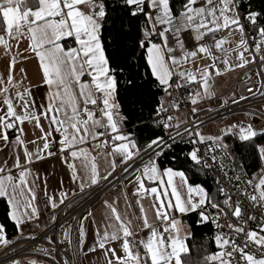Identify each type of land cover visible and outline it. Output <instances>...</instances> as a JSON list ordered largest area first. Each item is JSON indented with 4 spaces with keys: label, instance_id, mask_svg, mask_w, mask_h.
I'll list each match as a JSON object with an SVG mask.
<instances>
[{
    "label": "snow or ice",
    "instance_id": "obj_1",
    "mask_svg": "<svg viewBox=\"0 0 264 264\" xmlns=\"http://www.w3.org/2000/svg\"><path fill=\"white\" fill-rule=\"evenodd\" d=\"M120 3L129 18L140 20L135 46L143 51L154 87L162 93L152 109L153 123L165 133L174 131L175 136L169 135V139L187 136L192 147L185 158L198 171L215 169L224 179L217 175L215 192L210 193L202 184L189 183L183 170L168 167L161 171L156 158L169 146L164 137L154 136L141 149L134 135L124 131L126 117L117 100V69L111 66L103 41L107 0H0V49L10 57L6 74L0 73V198L7 203L8 219L20 233L31 222L40 227L35 191L38 177L32 168L35 162L57 154L66 160L65 153L72 161L80 160V169L74 162L66 163L71 179L78 181L83 191L86 185L106 180L115 171L117 159L124 164L140 157L143 151L148 162L142 165V171L136 169L140 174L135 176L132 196L139 209L133 213L135 229L147 230L146 236L137 240L132 219L121 217L115 201H104L110 210V216L105 217L108 223L103 230L96 226L88 252L101 250L103 264H193L184 259L190 255L186 238L191 233L176 214L194 213L195 223L211 224L216 229L211 238L216 250L198 251L194 264H264V143L256 142L264 137V127L241 120L226 124L216 134H205L201 121L189 125L187 119L176 115L184 103H190L194 116L200 110L196 105L215 95L212 85L216 77L253 63L257 57L264 64L261 11L249 7L242 13L243 0H176L178 7H174L173 0ZM236 35L239 38L233 40ZM68 40L72 43L66 45L64 41ZM21 41L27 42V50L37 58L41 83L46 86L39 103L32 92L34 86L24 85L14 75L17 59L12 49L15 45L18 50ZM181 91L184 97L179 95ZM253 115L259 118L264 113ZM42 119L45 124H41ZM26 122L33 126V135L39 130L40 136L26 141ZM10 131L17 133L13 139ZM54 133L59 134L58 138ZM228 137L252 149L256 171L249 174L237 162L226 142ZM89 138L96 142V149L110 148L104 153L111 158L106 175L101 176L96 157L79 147ZM28 144L34 147L29 149ZM146 181L155 186L146 185ZM44 195L45 208L53 212L50 222H55L54 212L64 203L66 194L60 192L64 199L59 201L47 191ZM124 198L127 200V194ZM145 198H150L148 210L142 203ZM245 202L259 212V218L249 212ZM252 223L255 227L250 226ZM45 239L52 243V237L45 235ZM12 243L0 224V246ZM61 243L72 247L68 231H64ZM75 243L84 254L83 221ZM42 251L50 255L48 249ZM51 258L55 260V256ZM9 264L22 261L12 259ZM27 264L39 261L32 259ZM63 264L74 262L64 259Z\"/></svg>",
    "mask_w": 264,
    "mask_h": 264
},
{
    "label": "trees",
    "instance_id": "obj_2",
    "mask_svg": "<svg viewBox=\"0 0 264 264\" xmlns=\"http://www.w3.org/2000/svg\"><path fill=\"white\" fill-rule=\"evenodd\" d=\"M107 3L108 17L103 29V41L110 64L117 69L119 81L117 100L121 105V114L126 117L123 129L132 133L143 149L145 143L154 136L167 134L162 127L153 123L155 117L152 115V109L162 93L154 87V81L142 58L143 51L135 46L140 20L129 18L120 0H107ZM173 3L174 7H178L176 0H173ZM249 7L261 11V23H264V0H249L242 4V13ZM121 69L123 71H120ZM128 81H131V84ZM226 142L236 155L237 162L243 164L249 174L257 170L258 164L252 156L251 148L232 137H228ZM256 142L264 143V137L257 138ZM191 147L188 139L172 144L157 159L158 167L160 170L168 167L183 170L189 178V183L202 184L210 193H214L215 176L208 170L198 171L192 166L191 161L185 158V153L190 151ZM196 219L194 213L183 217L191 233L188 239L190 255L184 259L190 260L193 264L197 260L198 251L202 254L205 250L208 253L216 250L211 239L216 232L214 227L211 224H197ZM0 222L5 226L8 239L17 235L14 224L7 217V203L4 199H0Z\"/></svg>",
    "mask_w": 264,
    "mask_h": 264
},
{
    "label": "crops",
    "instance_id": "obj_3",
    "mask_svg": "<svg viewBox=\"0 0 264 264\" xmlns=\"http://www.w3.org/2000/svg\"><path fill=\"white\" fill-rule=\"evenodd\" d=\"M238 35L232 37L233 40L238 39ZM66 45L71 44L72 41H64ZM229 45H225V47H228ZM12 55L16 56L17 63L15 65V71L14 75L16 79L23 80L24 85H32V92L33 95L36 97L37 102L39 103L45 93H46V86H44L41 83V71L39 68V63L37 58L34 56V54L27 50V42L21 41L19 45V49L17 50L16 46H13L12 49ZM10 57L5 55L3 50L0 49V73L6 74L7 72V65L9 62ZM200 63H207V61H200ZM246 66V65H245ZM244 66V67H245ZM242 68H236L230 72H227L223 74L222 76L216 77L214 79V83L212 85V90L215 93L214 96H212L210 99H204L200 103L197 104V108L200 109V112H207L209 109H213L214 103L212 101L213 98L218 96L219 94L223 93L226 89H228L237 76L240 74V72L244 69ZM23 68L24 72H20V69ZM83 79L87 80L88 77L85 76ZM246 120L247 116L243 115ZM182 119V117H180ZM41 124H45V121L42 119ZM226 125V124H225ZM224 124H221V122H218L216 125V128H221L225 126ZM24 129L26 132V136L24 139L26 141H31L35 139V137L40 136L39 130L35 131V135H33V126L31 124H28L27 122L24 125ZM217 133V132H216ZM215 132H212L210 134H216ZM17 133H13L12 131L9 132L10 139H13L14 136ZM54 135L58 138V133H54ZM101 140L102 137H100ZM37 143H40L37 141ZM96 142L92 141L91 138H89L88 142L84 145H79V147L87 148L89 153L92 156L96 157V163L98 165L99 172L101 176L106 175V169L110 170L108 160L111 158H106L104 153L101 152L103 148L96 149L94 147V144ZM29 149H32L34 146L32 144H28ZM110 150V149H109ZM22 151V149L20 150ZM3 157V153H0V158ZM66 160L68 162H74L76 164V167L78 169L81 168V161L76 160L72 161L70 157H67V153H65ZM66 160H62L59 155H54L51 157H47L42 161L35 162L32 165V168L34 169V175L38 177L36 180L37 187L35 189L36 195H37V201L36 204L38 205L41 216L39 219V225L40 227H36V222H31L23 227V233L17 232V235L10 239L13 242H17L22 239H27L30 236H36L39 233L43 232L49 225V221L45 217V211L42 205V202H46V197L44 195L45 191H47L49 194H54L57 201L60 199H64V197H60L59 193L64 192L66 194V199H64V203L60 204L59 207L55 210L54 214L57 215L61 212L63 206L71 201L78 193L81 192L79 187V182H74L71 179V171L67 167ZM116 162L120 163V160L117 159ZM158 164V163H157ZM15 171V170H14ZM142 171V170H141ZM163 171V170H161ZM140 172L136 173L128 182L129 188L127 192V200H125V194L124 191L121 188H116L112 192H110L107 196L103 197L99 201H97L93 207H92V215L87 217V219H83V227L85 230V245L83 248L82 254L76 247L75 243V249L78 256L79 264H103V260L101 258V250L97 249L95 252H88L87 249L90 246H93V242L95 239V228L96 226H99L101 230H103V225L108 223V221L105 219V217L110 216V210L105 206L104 201H108L109 203L115 201L116 208L123 218L125 215L132 219L133 222V229L136 233L135 238L139 240L141 237H145L147 234V230L139 231L135 229L136 220L133 219V213H138L139 209L135 205V198L132 196V193L134 191V184H135V176L139 175ZM31 182V181H30ZM176 182H179V178H176ZM146 185L155 186L152 185L151 182L146 181ZM93 186V185H91ZM89 185H86L84 189L91 187ZM3 199V198H0ZM149 200L150 198H145L142 203L144 204V207L146 210L149 209ZM128 205H131V207H128ZM51 213L53 214L52 210ZM190 214V213H188ZM185 214L181 216L180 214H176L184 223L185 227L187 228L188 232H190V229L188 225L183 221V217L188 215ZM149 218L152 217V212L148 211ZM81 221L78 224L77 227V235H78V228L81 225ZM13 223V222H12ZM1 224V222H0ZM191 235H188L186 238V243L188 245V239ZM77 238V237H76ZM76 241V240H75ZM5 247L0 246V252ZM35 259L39 261V264H48L45 261L41 263L40 259L38 257H27L20 259L22 261V264H27L28 260ZM45 262V263H44ZM51 264V263H50Z\"/></svg>",
    "mask_w": 264,
    "mask_h": 264
},
{
    "label": "built area",
    "instance_id": "obj_4",
    "mask_svg": "<svg viewBox=\"0 0 264 264\" xmlns=\"http://www.w3.org/2000/svg\"><path fill=\"white\" fill-rule=\"evenodd\" d=\"M248 1L249 0H243V4L247 3ZM263 68L264 64L261 63L258 57L255 62L246 65L237 76L233 84L223 93L212 99L214 107L211 111H198L193 116L190 113V108L192 107L191 104L184 103L179 112L176 113V115L182 117V120L187 119L189 125H191L195 121H201V129L216 120L224 119L233 115H246L248 119L247 122L252 121L258 128L264 127V115L260 116L259 118L253 115L254 113H264V95H262V93H264ZM248 89H252V93H249ZM257 89H259V91H257ZM179 95L181 97L185 96L182 91L179 93ZM242 96L245 98L241 99ZM225 100H227V104L223 103ZM233 101H235V103H233ZM12 132L15 133L14 131ZM169 135L174 137L175 132L169 130V133L163 136L164 139L168 142L169 146L163 148L162 153L167 150L172 144H175L181 140L188 139L187 136H183L182 138L177 137L175 139H169ZM102 139H104V137H102ZM200 147L201 152H203L204 147ZM109 149H102L101 152L104 153ZM158 158L159 157L156 158V163ZM147 162L148 156L144 155L143 151H141L140 157H137L134 160H130L127 163L122 164L116 162L115 171H113L106 180L101 179L96 185L84 189L83 191L78 193L71 201L67 202L63 206L61 212L57 215V219L55 222H50V216L52 215L51 209H46V202L43 201L42 205L45 211V217L49 221L48 227L43 232L36 235V239H22L17 242H13L8 247H5L0 252V264H9L12 259L20 260L22 258H27L30 256L42 258L46 261L55 263L52 259L46 257L44 252L42 251L43 249H52L53 247L57 249L56 252L59 254L60 264H63L64 259H68L70 262H72L69 252H66L62 248L64 246H67V243H61V240H63L64 231H68L70 233L71 239L73 241L72 247L69 248V251L71 253L74 250L75 246L78 224L81 220L84 219V217H89L88 213H92L93 205L116 188H121L124 193L127 194L129 188V180L136 173H138L136 169L140 168L142 170V165ZM227 163L228 161L225 160V164ZM124 168H127L128 171L125 172ZM210 172L215 176V178L217 175H219L221 180L224 179L223 174L217 173L215 169ZM229 188H231L230 185ZM245 207L249 209V212L255 213L259 218V212L255 209H252L246 202ZM247 214L248 213H245V216H247ZM250 226L255 227V224L252 223L250 224ZM45 235L52 237L51 244L47 239H45Z\"/></svg>",
    "mask_w": 264,
    "mask_h": 264
},
{
    "label": "rangeland",
    "instance_id": "obj_5",
    "mask_svg": "<svg viewBox=\"0 0 264 264\" xmlns=\"http://www.w3.org/2000/svg\"><path fill=\"white\" fill-rule=\"evenodd\" d=\"M264 69V68H263ZM241 120H243V121H245V122H247V120H246V118L243 116V115H233V116H229V117H226V118H224V119H219V120H216V121H214V122H212V123H210V124H208L207 126H205V127H203L202 129H201V131L202 132H204L205 134H210V133H212V132H218V128H216V125H217V123L218 122H221V124H231L232 122H234V121H241ZM63 248V250H65L66 252H69V255H70V257H71V259H72V262H74V264H79V260H78V256H77V253H76V249H75V246H74V250L70 253V251H69V248L67 247V246H64V247H62ZM49 250V253H50V255H45L46 257H48V258H50V259H52L51 257L52 256H55V260H53L56 264H60V258H59V254L57 253V252H52L51 250L52 249H48ZM38 259H40L41 261V263H43V261H45L46 263H48V264H55V263H53V262H49V261H46L45 259H42V258H38ZM44 262V263H45Z\"/></svg>",
    "mask_w": 264,
    "mask_h": 264
}]
</instances>
